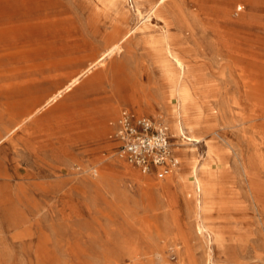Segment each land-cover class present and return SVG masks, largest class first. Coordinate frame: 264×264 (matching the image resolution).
Masks as SVG:
<instances>
[{"label": "rangeland", "instance_id": "1", "mask_svg": "<svg viewBox=\"0 0 264 264\" xmlns=\"http://www.w3.org/2000/svg\"><path fill=\"white\" fill-rule=\"evenodd\" d=\"M156 1L0 0V264H264V0ZM125 107L169 128L167 177L119 154Z\"/></svg>", "mask_w": 264, "mask_h": 264}, {"label": "built area", "instance_id": "2", "mask_svg": "<svg viewBox=\"0 0 264 264\" xmlns=\"http://www.w3.org/2000/svg\"><path fill=\"white\" fill-rule=\"evenodd\" d=\"M110 136L118 142L119 154L144 174L165 178L180 165L169 128L150 116L122 108Z\"/></svg>", "mask_w": 264, "mask_h": 264}, {"label": "bare ground", "instance_id": "3", "mask_svg": "<svg viewBox=\"0 0 264 264\" xmlns=\"http://www.w3.org/2000/svg\"><path fill=\"white\" fill-rule=\"evenodd\" d=\"M168 0H157L152 10L157 9L160 5ZM153 13V12H152ZM142 14V13H141ZM150 16V15H149ZM144 17V16H143ZM148 17V16H147ZM146 17V19H147ZM163 48L159 49V61L166 71L169 78L174 81V86L172 87L171 94L176 95L178 98L177 106L179 108L177 118L175 120V125L178 127L182 134L186 135L185 126L188 123H191L195 119L193 118L194 114L192 111V104H190V100L187 97V87L184 84V74H185V62L182 60L180 55H178L170 45V42L167 39V33L163 30ZM102 59V58H101ZM78 78L73 80L69 85L66 86L65 89H68L74 82L77 81ZM64 89L60 90L52 99H55L58 95L62 94ZM191 140H197L193 134L188 136ZM195 138V139H194ZM192 182L195 186V190L201 192L202 195L197 197V205L199 209H203L209 203L208 193L205 190L204 184L201 178L198 175V167L195 166L192 171ZM199 195V194H198Z\"/></svg>", "mask_w": 264, "mask_h": 264}]
</instances>
